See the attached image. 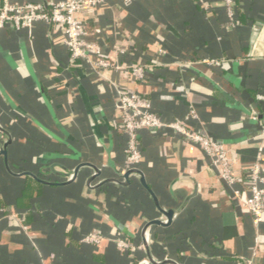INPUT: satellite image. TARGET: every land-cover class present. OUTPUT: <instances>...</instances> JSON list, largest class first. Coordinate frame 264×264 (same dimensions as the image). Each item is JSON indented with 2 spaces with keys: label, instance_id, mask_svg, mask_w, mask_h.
<instances>
[{
  "label": "crops",
  "instance_id": "0c3cea01",
  "mask_svg": "<svg viewBox=\"0 0 264 264\" xmlns=\"http://www.w3.org/2000/svg\"><path fill=\"white\" fill-rule=\"evenodd\" d=\"M234 2L235 21L224 0H102L83 10L104 55L144 64V80L72 62L62 25L0 30V149L11 138L10 171L0 155V264H264V214L254 223L200 145L170 128L140 132L137 167L159 207L140 175H123L120 87L165 122L223 141L246 189L245 170L264 156V0ZM81 163L91 165L69 181ZM162 210L174 212L169 224ZM156 219L165 224L144 233ZM91 232L103 241L85 242Z\"/></svg>",
  "mask_w": 264,
  "mask_h": 264
},
{
  "label": "built area",
  "instance_id": "2783aa9c",
  "mask_svg": "<svg viewBox=\"0 0 264 264\" xmlns=\"http://www.w3.org/2000/svg\"><path fill=\"white\" fill-rule=\"evenodd\" d=\"M102 0H51L48 5L34 0L19 2L18 0H0V30L12 25L20 30L30 27L33 22L42 20L59 24L64 27L66 44L70 51L72 62L86 61L97 71L116 69L129 72L137 79L144 80L147 76V67L144 64L130 65L113 60L103 53L102 45L92 39L85 22L79 14L90 7L101 3ZM229 18L235 21L234 0H224ZM122 54V50H118ZM213 63V61H212ZM117 99L121 111V127L127 136L125 149V169L137 167L142 157L140 132L144 129L170 128L184 139L201 146L210 158L211 165L220 177L232 188L233 196L253 216L254 223L258 224L264 214V156L248 167L246 171V189L237 187L242 181L235 173L234 162L229 157L223 141L217 140L203 132L193 130L179 120L165 122L154 111L149 99L139 92L125 88H117ZM261 134L264 136V117L260 120ZM1 220V218H0ZM104 236L91 232L84 237V241L91 244H100ZM117 245L121 249H133L135 246L126 239H118ZM144 260L141 264H148ZM244 264H254L246 260Z\"/></svg>",
  "mask_w": 264,
  "mask_h": 264
},
{
  "label": "water",
  "instance_id": "95a60500",
  "mask_svg": "<svg viewBox=\"0 0 264 264\" xmlns=\"http://www.w3.org/2000/svg\"><path fill=\"white\" fill-rule=\"evenodd\" d=\"M26 61H27V66H28V68H29V70H30V72L34 75V72H33V68H32V66H31V63H30V61H29V59L28 58H26ZM11 143V138H9L8 139V141L4 144V146L0 149V155H3L4 156V158H5V163H6V166H7V168H8V170L10 171V168H9V165H8V149H7V147H8V145ZM86 164H88V165H91V164H89V163H81L80 165H78L76 168H75V170L73 171V172H71V173H69V181H73V180H75L76 179V177H77V175H78V173H79V169L83 166V165H86ZM93 166V165H92ZM95 168V176L96 175H98L99 173H100V169L99 168H97V167H94ZM24 174H29V175H32V176H34L36 179H38V177L36 176V175H34L33 173H29V172H25V173H22V175H24ZM132 174H138V175H140V181H141V183H142V185L152 194V196H153V198L155 199V201H156V203H157V205H158V207H159V203H158V200H157V197H156V195H155V193L153 192V190L149 187V185H148V183H147V180H146V177H145V175H144V173H143V171L141 170V169H139L138 167H133V168H130V169H125V171H123V175H124V177H125V179H126V182L128 183V182H130V176L132 175ZM108 182H120L119 180H116V179H108L107 180ZM127 183H125V184H127ZM124 184V183H123ZM162 212L167 216V218H168V224L171 222V220H172V218H173V214H174V212L172 211V210H170V211H163L162 210ZM152 224H160V225H164L165 223H163V221H161V220H153V221H151L150 223H148L147 225H146V227H145V229H144V233H146V231H147V229L149 228V226L150 225H152ZM147 244H148V241L146 240V238H145V241H144V246L145 247H147ZM165 262H170V263H174L173 261H165ZM174 264H176V263H174Z\"/></svg>",
  "mask_w": 264,
  "mask_h": 264
},
{
  "label": "trees",
  "instance_id": "16d2710c",
  "mask_svg": "<svg viewBox=\"0 0 264 264\" xmlns=\"http://www.w3.org/2000/svg\"><path fill=\"white\" fill-rule=\"evenodd\" d=\"M261 119H262V118H261ZM28 189H29V188H27V190H26L25 192H28Z\"/></svg>",
  "mask_w": 264,
  "mask_h": 264
}]
</instances>
